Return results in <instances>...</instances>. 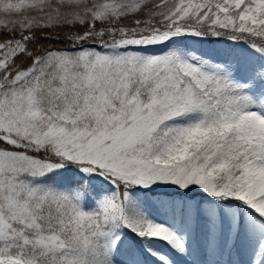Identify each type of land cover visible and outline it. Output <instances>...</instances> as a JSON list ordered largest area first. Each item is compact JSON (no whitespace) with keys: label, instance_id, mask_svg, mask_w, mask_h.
<instances>
[{"label":"snow or ice","instance_id":"snow-or-ice-1","mask_svg":"<svg viewBox=\"0 0 264 264\" xmlns=\"http://www.w3.org/2000/svg\"><path fill=\"white\" fill-rule=\"evenodd\" d=\"M0 264H264V0H0Z\"/></svg>","mask_w":264,"mask_h":264}]
</instances>
